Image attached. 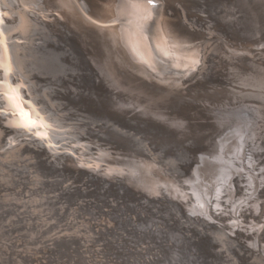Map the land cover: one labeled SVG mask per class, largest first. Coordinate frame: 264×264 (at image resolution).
Here are the masks:
<instances>
[{
  "label": "rangeland",
  "instance_id": "1",
  "mask_svg": "<svg viewBox=\"0 0 264 264\" xmlns=\"http://www.w3.org/2000/svg\"><path fill=\"white\" fill-rule=\"evenodd\" d=\"M79 1L80 10L99 12L109 0ZM161 1L167 24H171L168 28L178 41L192 47L197 43L198 49L207 46L212 55L223 54L228 59L216 56L211 72L202 73L206 62L200 56L202 66L198 62L182 74L184 80L164 83L171 77L165 78L156 68L163 74L160 78L143 58V62L135 60L137 66L108 49L99 39L101 31L80 15L65 18L56 13L51 19L53 9L61 4L69 7L67 0L5 1L13 13L17 5L29 8L15 16L6 15L4 24L21 44L19 54L12 51V61L16 70L19 60V70L31 80L38 99L53 108L60 125L56 130L64 141L56 135V145L44 148L48 154L38 149L43 137L38 135L42 142L34 133L25 137L0 120V264H264V129L261 118L253 115L255 109L260 113L259 108L250 106H264V0ZM43 11L48 13L46 18ZM34 13L39 14L35 19ZM72 17L88 29L74 23ZM43 20L55 37L40 26ZM175 66L174 71L183 69ZM89 77L93 82L96 78L95 94L103 105L125 114L136 107L125 99L103 97L108 83L115 87V97L136 84L149 94L145 104L153 102L154 94L161 104L177 107L174 115H180L186 105L192 111L199 108L195 107L197 101L229 107L218 116L221 125L199 117L186 132L189 136L175 143L168 132L124 129L77 114L72 109L77 100L81 105L90 104ZM194 81L199 84L194 86ZM70 83L80 98L62 90ZM190 90L192 94H188ZM187 94L191 100L176 103ZM201 109L209 112L212 107ZM148 112L154 119L149 121L164 131L181 125L156 111ZM227 122H233L232 131L209 140L218 129L231 128ZM208 126L213 129L207 130ZM19 136L31 142H23ZM146 140L155 150L144 147L148 146ZM49 149H53L51 153ZM78 150L89 161H77ZM92 159L100 166L92 165ZM214 160L222 163L216 165ZM163 190L175 198L178 207L160 198ZM220 222L229 225L226 231Z\"/></svg>",
  "mask_w": 264,
  "mask_h": 264
},
{
  "label": "bare ground",
  "instance_id": "2",
  "mask_svg": "<svg viewBox=\"0 0 264 264\" xmlns=\"http://www.w3.org/2000/svg\"><path fill=\"white\" fill-rule=\"evenodd\" d=\"M6 0H0V106L4 107L2 110H0V113H2V115H6L8 116V118H4L2 116H0V120H5L8 125L12 126V128L18 132H22L21 134H23V136L27 137L26 135H28V137L30 136H36L37 140L40 141L38 138L39 136L42 138H40L42 141V144L46 147L41 148L42 146H39L38 149L41 151H45V149H48V147L50 148V146L55 144L56 140V135H58L59 131L56 130V128L60 125L57 124L58 118L55 116V112H53V108L52 110L49 109L50 107H46L45 103L43 101H41L40 99H38L37 97V93H36V89L34 90V88H32L31 85V80L28 79L26 77V75H23L21 70H19V60H18V69L15 70V66L13 64L12 61V51L14 52V55L16 56L17 53L19 54L20 52V48L18 46H21V44L15 40V34L12 31H8V26L5 25L4 23H6L8 20L6 19V15L10 14L11 16H15L13 14H18L21 11L20 10H24L26 7L24 6H19L17 5L18 8L16 13H13V8H8L6 2ZM60 1V0H59ZM105 1V0H104ZM154 1V2H153ZM159 0H147L145 3H138L136 0H109L108 2H105V4L103 6H99V12L97 11H92L90 9H87L86 11L83 10V8L80 10L79 8V4L80 1L79 0H67V2L69 3V7H65L63 4H61L59 7H57L56 9H53V13L50 14V18H56V13H58L59 16L65 17L69 14H77L80 15L83 19H85L92 28L94 29H98L99 31H101V36L99 37V39L101 40V43H103L105 46L108 47V49H111L113 51L119 52L120 55L122 57H125L126 59H128L130 62H134L135 60H140L142 61L143 59L145 60V64L147 62V64L149 66H151L152 68L155 69L157 75L162 78L163 74H166L167 76H165V78L171 77L170 80H166L163 81L164 83H170L172 81L175 80H184V75L182 74H186L188 71L190 72L192 67H196L195 65L202 60L203 57V61L206 62V67L203 69L204 72L206 73H210L211 71H209V67L211 65H213L215 63V61L213 60V58H215L216 56H219V58H226V55L223 54H213L209 51V49L207 48V46H205L204 49L201 51V49L197 48L196 46L189 43L186 44L187 42H185V44L181 43V41L179 38H175L176 35H174L173 32H171V30L168 28L171 26V24H167V19H165V16H167L165 14L164 11V7L163 4L159 1L160 4H158ZM207 1V0H206ZM235 1V0H234ZM238 1V0H237ZM14 2V1H13ZM24 2V1H22ZM26 3V2H24ZM98 3V2H97ZM103 3V2H101ZM155 3V4H152ZM165 3V2H164ZM100 4V3H99ZM168 5V4H167ZM223 5V4H222ZM221 5V6H222ZM256 5V4H255ZM29 6V5H28ZM32 6V5H31ZM225 6V5H224ZM28 8V7H27ZM26 8V10H28ZM93 8V7H91ZM96 8V7H95ZM161 8L163 9V11L161 12ZM50 9V8H49ZM94 9V8H93ZM5 10V11H4ZM25 10V11H26ZM36 10V9H35ZM47 10V9H46ZM245 11V10H244ZM209 13V12H208ZM234 13V12H233ZM240 13V12H239ZM243 13V12H242ZM241 13V14H242ZM248 13V12H247ZM33 14V13H32ZM31 14V16H33ZM37 13H34V19L39 15ZM48 13H45L43 11V17ZM168 14V13H167ZM228 15V14H227ZM226 15V16H227ZM244 15V14H243ZM259 15V14H258ZM257 15V16H258ZM163 16V17H162ZM170 16V13H169ZM211 16V15H210ZM220 16V15H219ZM242 16V15H241ZM261 16V15H260ZM162 17V18H161ZM46 18V17H44ZM51 18V19H52ZM259 19V17H257ZM264 18V17H263ZM73 22L82 26L83 28L85 27L79 19H77L76 17H72ZM159 19V20H158ZM172 20V19H171ZM170 20V21H171ZM260 20V19H259ZM47 20H45L46 22ZM55 21V20H54ZM58 21V20H57ZM45 22L43 20V26L40 25L43 30L45 32H49V35H51L52 37H55V33H53V31L51 30V28L49 29L48 25H45ZM48 22V21H47ZM63 23V21H61ZM169 22V21H168ZM50 23V22H49ZM172 23V21L170 22ZM7 24V23H6ZM54 24V23H53ZM61 25V24H60ZM169 25V26H168ZM212 25V24H211ZM62 26V25H61ZM238 26V25H237ZM76 27V26H75ZM201 27V25H200ZM239 27V26H238ZM237 27V28H238ZM256 27V26H255ZM258 27V26H257ZM77 28V27H76ZM86 29H88L87 27H85ZM210 28V26H209ZM212 28V27H211ZM203 29V28H202ZM254 29V28H253ZM174 31V30H173ZM220 31V29H219ZM42 32V31H41ZM183 31H181L182 33ZM44 33V32H43ZM60 36V35H59ZM184 36V35H183ZM225 36V35H224ZM13 37V38H12ZM21 36H18L17 39L19 40ZM51 37V38H52ZM62 37V36H61ZM61 37L59 39H61ZM42 38V37H41ZM186 38V37H185ZM64 39V38H63ZM223 39V38H222ZM227 39V38H226ZM43 40V39H42ZM55 39H53L54 41ZM190 40V39H189ZM193 40V39H192ZM220 40V39H219ZM62 41V40H61ZM198 41V40H197ZM195 40V42H197ZM218 41V40H217ZM222 41V40H221ZM227 41V40H226ZM31 42V41H30ZM191 42V40H190ZM194 42V41H193ZM201 42V41H199ZM51 43V42H50ZM227 43V42H226ZM28 44V43H27ZM191 44V46H190ZM201 43H199L198 45L200 47H202L203 45H200ZM224 44V43H222ZM29 45V44H28ZM188 45V46H187ZM197 45V46H198ZM228 45V43H227ZM24 46V45H23ZM27 47V46H26ZM227 47V46H226ZM13 48V49H12ZM37 48V47H36ZM59 49V48H58ZM217 49V48H216ZM232 49V48H231ZM234 49V48H233ZM235 51V50H234ZM250 51V50H249ZM254 51V50H253ZM230 53V52H229ZM234 53V52H233ZM237 53V52H236ZM241 53V52H240ZM250 53V52H249ZM256 53V52H255ZM253 54V53H252ZM260 54V53H259ZM57 55V54H56ZM215 55V56H214ZM200 56H201V60H200ZM228 56V54H227ZM16 58V57H15ZM143 58V59H142ZM175 65H180L181 68H183L181 70V73L179 75H168V74H175L173 69H177L175 65H173V63ZM143 62V61H142ZM62 63V62H61ZM137 66L139 65L138 61L134 62ZM200 62L198 63V66ZM205 64V63H204ZM201 66H202V62H201ZM200 66V67H201ZM204 66V65H203ZM62 67V66H60ZM37 68V67H36ZM156 68H158L160 71L156 70ZM195 69V68H194ZM200 69V68H198ZM28 71V70H27ZM263 71V70H262ZM195 72V71H194ZM32 73V72H31ZM205 73V74H206ZM189 74V73H188ZM61 76V74H60ZM80 76V75H79ZM85 76V75H83ZM154 77L156 75H153ZM188 76V75H186ZM185 76V78H186ZM190 76V74H189ZM194 76V75H193ZM64 77V75H63ZM192 77V76H190ZM65 78V77H64ZM62 78V79H64ZM84 78V77H83ZM90 78V77H89ZM188 78V77H187ZM186 78V79H187ZM258 78V77H257ZM38 79V78H37ZM53 79V78H52ZM55 79V78H54ZM193 79V77H192ZM260 79V78H259ZM66 80V79H65ZM162 81V79H160ZM262 80V79H261ZM186 81V80H185ZM212 81V80H210ZM55 82V81H54ZM58 82V81H57ZM76 82V81H75ZM85 82V80H84ZM88 82V81H87ZM86 82V83H87ZM90 82H91V86L89 89H87V95L89 93V98H90V106H86L84 103H82V105L80 104V99L77 100L78 103L74 104V106L72 107V109L77 112V114L79 115H84L85 116H92L93 120L97 121H103V122H107L110 124H114L115 126H119L121 128L125 127L128 129H138L141 131L144 130H151L153 132V134H157V133H167L168 135H170V139H173V142H175L177 139H181L185 136H189L188 132L190 127L192 126L193 123L196 124V119L199 117H206V119H212V124L213 125H221L223 123V120H221L218 116L223 115L224 113H226V111H222V110H226L228 109L229 106H226L224 104H213L210 105L207 101H202L199 102L197 101L196 106H198L199 108H194V110L192 111V108L190 105H186L184 106L185 109L183 111H180V115H174V111H176L175 109L177 107L173 106H168L167 104H161V101L157 100V97L153 94L152 99L153 102L149 103V104H145L146 99H144L146 96H148L149 94L144 91L143 88L139 87L136 84H133L132 86H130L126 91L125 90H121L125 91L123 93L122 96H113L112 92L115 91V87L112 85V83H108V88H107V93L105 92L103 97H107L110 95L112 98L116 99V100H122L125 99L129 104L135 106V110L131 109V112H128L127 114H125L124 112H122L121 110H112L106 106H104L103 104L105 102L101 101L98 99V97L95 94V89L97 86H95V84L98 85V83L96 82V78H94V82L91 80L90 78ZM53 83V82H52ZM63 83V80H62ZM60 83V84H62ZM65 83V82H64ZM93 83V84H92ZM209 84H214L218 85L219 82H206ZM198 81H194V86L198 85ZM222 88H224L225 86H223L221 83H219ZM39 85V84H38ZM78 85V84H76ZM123 86V85H122ZM121 86V87H122ZM193 86V87H194ZM220 86V87H221ZM44 87V85H43ZM56 87V86H55ZM54 87V88H55ZM60 87V86H59ZM86 87V86H85ZM216 87V86H215ZM74 86L70 83L68 84V88L66 89H62L64 92H66V90H70L69 94L72 93L75 96L77 92L76 89H73ZM82 88V87H81ZM219 88V87H218ZM217 88V89H218ZM221 90H224L222 89ZM42 90V88H41ZM74 90H76L75 92H73ZM86 90V89H85ZM59 91V90H58ZM62 91V92H63ZM227 91V90H226ZM60 92V91H59ZM179 92V91H177ZM191 90L189 91L188 94H192L190 93ZM224 92V91H223ZM229 92V91H228ZM41 93V92H40ZM68 94V93H66ZM68 94V95H69ZM185 95L183 99L181 100H176L177 102H182V103H186L187 100H191L189 98V96ZM230 94V93H229ZM226 95V94H223ZM42 96V95H41ZM46 97V96H45ZM54 97V96H53ZM73 97V96H71ZM79 97V96H77ZM80 98V97H79ZM83 98V97H82ZM47 99V98H46ZM52 99V98H51ZM78 99V98H76ZM75 99V100H76ZM87 99V98H86ZM227 99V98H225ZM48 100V99H47ZM71 100V99H70ZM89 100V99H88ZM87 100V102H88ZM224 100V99H222ZM59 101V100H58ZM82 101V100H81ZM85 102V100H83ZM86 102V103H87ZM48 103V102H47ZM175 103V104H176ZM88 104V103H87ZM170 104V103H169ZM181 104V103H180ZM256 105H250L253 108H259V111H254L253 115L258 119L259 117L262 120V129H264V106L261 105L260 103H255ZM73 105V104H72ZM71 105V106H72ZM211 106L212 110L209 112H206L205 110L207 109H201L205 106ZM176 106V105H175ZM181 106V105H180ZM0 107V109H1ZM52 107V106H51ZM57 107V106H56ZM249 107V106H248ZM58 108V107H57ZM66 108V107H65ZM171 108V109H169ZM173 108V109H172ZM179 108V106H178ZM250 109V108H249ZM149 110H153L156 111L160 116H163V118L166 119H173L175 123H180V126H169V128L164 131L162 128H159L157 126H154L155 124L152 123L149 120H154L153 116L148 112ZM174 110V111H173ZM178 110V109H177ZM61 111V110H60ZM212 112H216V115H214ZM176 114V113H175ZM179 114V113H178ZM70 115V114H69ZM75 116V114H74ZM89 116V117H90ZM77 117V116H76ZM79 117V116H78ZM85 118V117H84ZM71 119V118H70ZM74 119V118H73ZM76 119V118H75ZM88 119V118H86ZM90 120L92 119L91 117L89 118ZM3 120V121H4ZM72 121V120H71ZM97 121V123L99 122ZM92 122V121H91ZM2 123V122H1ZM5 123V124H7ZM101 123V122H100ZM228 125L231 126V128L227 129V125L222 129L219 130L218 134L213 135L209 140L211 141H215L216 137H218L219 135L222 134V138L224 137L225 133H228L230 131H232V126L234 125L233 122L229 123L227 122ZM4 124V125H5ZM64 124V123H63ZM91 124V123H90ZM89 124V125H90ZM96 124V123H95ZM148 124V126H147ZM3 125V124H2ZM86 125V124H85ZM102 126V125H100ZM110 126V125H109ZM63 127V126H62ZM65 127V126H64ZM84 127V126H83ZM111 127V126H110ZM114 127V126H113ZM175 128V131H173L171 128ZM60 127H58L59 129ZM85 128V127H84ZM97 128V125H96ZM100 128V127H98ZM67 129V127H66ZM87 129V128H86ZM103 129V128H102ZM116 129V128H115ZM212 126H208L207 130H212ZM62 130V129H61ZM94 130V129H93ZM92 130V131H93ZM96 132L99 131L98 129H95ZM94 130V131H95ZM109 130V129H108ZM119 130V128H118ZM117 130V131H118ZM114 131V130H113ZM112 131V132H113ZM127 131V130H126ZM160 131V132H159ZM102 132V131H101ZM124 132V131H123ZM130 132V131H129ZM148 132V131H147ZM157 132V133H156ZM34 133V134H33ZM64 133V132H63ZM69 133V132H68ZM132 133V132H131ZM141 133V132H140ZM21 134H17V135H21ZM71 134V133H70ZM107 134V133H106ZM127 134V133H126ZM135 134V133H134ZM133 134V135H134ZM144 134V133H143ZM142 134V135H143ZM39 135V136H38ZM63 135V134H59L58 136ZM110 134H108L109 136ZM137 135V134H136ZM146 135V134H145ZM150 135V133H149ZM152 135V134H151ZM162 135V134H161ZM147 136V135H146ZM165 136V135H164ZM12 137V136H11ZM22 137V136H19ZM19 137L17 139H19ZM25 137H22V141L24 142ZM94 137V136H92ZM116 137V136H115ZM158 137V136H157ZM58 138V137H57ZM59 138H61L60 141L63 140L62 136H60ZM122 138V137H121ZM128 138V137H127ZM136 138V137H135ZM144 138V137H142ZM152 138V136H151ZM154 138V136H153ZM163 138V137H162ZM161 138V140H162ZM165 138V137H164ZM15 139V138H14ZM35 139V138H34ZM33 139V140H34ZM114 139V138H113ZM126 139V138H125ZM134 139V138H133ZM157 139V138H154ZM160 139V138H159ZM166 139V138H165ZM36 140V139H35ZM34 140V141H35ZM66 140V139H65ZM132 140V139H131ZM142 140V139H141ZM150 141V139H148ZM148 140H146V143L148 144V146L144 145L142 142V144L144 145V147L147 148V150H151L153 151V149L155 150V147H153L152 143L149 142ZM159 140V141H161ZM187 140V139H186ZM13 141V140H11ZM27 141V140H26ZM64 141V140H63ZM70 141V140H69ZM68 141V143H69ZM72 141V140H71ZM182 141V140H181ZM243 141V140H242ZM21 141H19L20 143ZM27 142H31V141H27ZM115 142V141H114ZM134 142V141H133ZM157 142V141H156ZM162 142V141H161ZM178 142V141H177ZM175 142V143H177ZM255 142V141H254ZM22 143V142H21ZM34 142H32L31 144H33ZM37 143V142H36ZM63 143V142H62ZM80 143V142H79ZM113 143V142H112ZM130 143V142H128ZM180 143V141H179ZM10 144H13L10 142ZM26 144V143H25ZM40 144V143H39ZM123 144V143H122ZM137 144V143H136ZM135 144V146H136ZM163 144V143H162ZM245 146H248L247 143H245ZM35 145V144H34ZM33 145V146H34ZM41 145V144H40ZM56 145V144H55ZM63 145V144H62ZM74 145V144H73ZM112 145V144H111ZM124 145V144H123ZM133 145V144H132ZM161 145V144H160ZM178 145V144H177ZM177 145L175 144L176 148ZM11 146V145H10ZM31 146V145H30ZM36 146V145H35ZM38 146V145H37ZM158 146V144H157ZM173 146V145H172ZM182 146V143H181ZM185 146V145H184ZM29 147V146H28ZM133 147V146H132ZM153 149H152V148ZM160 147V146H159ZM30 148V147H29ZM45 148V149H44ZM54 148V147H53ZM56 148V147H55ZM64 148V147H63ZM70 148V147H69ZM35 149V148H34ZM37 149V150H38ZM51 149V148H50ZM51 151L53 150H50ZM81 149V148H80ZM185 149V147H184ZM36 150V151H37ZM58 150V149H57ZM83 150V149H82ZM158 150V148H157ZM160 150V149H159ZM217 150V149H216ZM34 151V150H33ZM35 151V152H36ZM80 151V152H79ZM130 151V150H129ZM47 152V151H45ZM54 152V151H53ZM76 152V151H75ZM78 155L80 157L79 162L83 161L87 162L89 160H86L84 157H82L81 155V150H78ZM142 152V151H141ZM49 154V152H47ZM66 153V152H65ZM77 153V152H76ZM144 153V152H143ZM41 154V153H40ZM72 154V153H71ZM54 154H52L51 156H53ZM77 155V154H76ZM101 155V154H100ZM105 155V154H104ZM143 155V154H142ZM145 155V154H144ZM37 156V155H36ZM55 156V155H54ZM72 156V155H71ZM74 156V154H73ZM72 156V157H73ZM84 156V155H83ZM90 157H92L93 155H89ZM96 156V155H95ZM93 156V157H95ZM98 156V155H97ZM147 156V155H146ZM18 157V156H17ZM48 157V156H47ZM78 157V158H79ZM99 157V156H98ZM77 158V157H76ZM51 159V158H50ZM74 159V158H73ZM94 159V158H93ZM92 159V160H93ZM54 160V159H53ZM91 160V161H92ZM95 160V159H94ZM94 160L92 161V165H98L99 162L94 163ZM46 161V160H45ZM217 164L219 165L222 162H218L216 160H214ZM155 162V161H154ZM78 163V162H77ZM153 163V162H152ZM114 165V164H113ZM151 165V164H150ZM100 166V165H98ZM111 166V165H109ZM89 167V166H88ZM114 167V166H113ZM97 168V167H96ZM104 168V167H103ZM108 169L110 167H107ZM117 168V167H116ZM115 168V169H116ZM36 169V168H35ZM68 169V168H67ZM72 169V168H71ZM87 169V168H86ZM84 170V171H88V170ZM95 169V168H93ZM112 170V168H111ZM114 170V169H113ZM69 172V171H68ZM78 174V173H77ZM71 175V174H70ZM69 175V176H70ZM47 176V175H46ZM60 176V175H59ZM74 176V175H73ZM85 177V176H84ZM110 177V176H109ZM56 180V179H55ZM70 180V179H69ZM98 182V181H97ZM103 189V188H102ZM61 192V191H60ZM180 192V191H179ZM159 196V195H157ZM96 197V196H95ZM154 197V196H153ZM160 198L166 202L171 203V205L177 206L179 205V203H176V200L173 196H170L168 191H161L160 192ZM128 200V199H127ZM160 200V199H159ZM198 204V203H197ZM166 205V204H165ZM170 205V204H169ZM168 207V206H167ZM172 208V207H171ZM170 209V208H169ZM173 210V209H172ZM180 210V209H179ZM218 211V210H217ZM216 211V215L221 217V212H217ZM219 214V215H218ZM191 221V220H190ZM224 221V220H222ZM221 227L222 230L226 231V227L229 226L225 223H218ZM218 225V226H219ZM163 227V226H162ZM145 256V255H144ZM156 256V255H155ZM108 258V257H107ZM94 259V258H93ZM162 259V258H161ZM122 260V259H121ZM145 264V263H144Z\"/></svg>",
  "mask_w": 264,
  "mask_h": 264
},
{
  "label": "water",
  "instance_id": "3",
  "mask_svg": "<svg viewBox=\"0 0 264 264\" xmlns=\"http://www.w3.org/2000/svg\"><path fill=\"white\" fill-rule=\"evenodd\" d=\"M181 73V71H175L176 75H179Z\"/></svg>",
  "mask_w": 264,
  "mask_h": 264
}]
</instances>
